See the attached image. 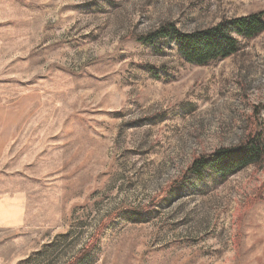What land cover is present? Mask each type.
<instances>
[{
	"label": "rangeland",
	"instance_id": "obj_1",
	"mask_svg": "<svg viewBox=\"0 0 264 264\" xmlns=\"http://www.w3.org/2000/svg\"><path fill=\"white\" fill-rule=\"evenodd\" d=\"M260 11L0 0V264H264V164L175 183L194 156L247 135L264 31L204 65L138 41Z\"/></svg>",
	"mask_w": 264,
	"mask_h": 264
},
{
	"label": "trees",
	"instance_id": "obj_2",
	"mask_svg": "<svg viewBox=\"0 0 264 264\" xmlns=\"http://www.w3.org/2000/svg\"><path fill=\"white\" fill-rule=\"evenodd\" d=\"M262 31H264V12L260 11L222 19L212 26L192 32H182L173 24H166L138 38V41L148 44L171 41L175 43L177 53L184 62L204 65L235 54L239 49L240 38L250 39ZM260 110H264V103L254 107L249 118L247 135L237 145L220 147L211 153L194 156L175 183L182 185L190 175L198 176L205 170H210L224 178L251 165L262 166L264 129L258 116ZM262 199L264 200V196ZM87 252L81 255L84 256ZM81 255L78 257H83Z\"/></svg>",
	"mask_w": 264,
	"mask_h": 264
}]
</instances>
